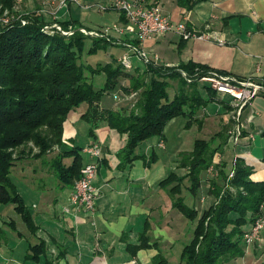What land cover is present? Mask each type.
Masks as SVG:
<instances>
[{
    "label": "crops",
    "instance_id": "crops-1",
    "mask_svg": "<svg viewBox=\"0 0 264 264\" xmlns=\"http://www.w3.org/2000/svg\"><path fill=\"white\" fill-rule=\"evenodd\" d=\"M111 2L15 0L13 10L41 16L47 24L73 23L89 31H106L114 39L136 42L157 66L178 68L198 63L238 78L257 81L264 77V0H190L185 4L179 0H145L147 4H158L173 22H183L189 30L208 33L211 37L184 40L179 34L168 32L143 42L115 31L121 24L120 12L108 7ZM115 49L111 54L118 60L125 49ZM108 54L103 56V62ZM142 65L141 60L132 58V66ZM117 94L121 101L113 98L115 93L107 94L101 107L117 109L135 99L132 94ZM227 96L215 93L190 123L188 116L169 120L162 137L148 138L135 148L132 162L120 155L127 142L126 134L99 122L93 129V140L88 134L89 126L82 120L87 108L81 106L72 111L64 125L63 146H80L79 139L85 137V144L98 143L103 153L94 179V185L100 189L95 213L91 216L68 206L71 188H62L50 167V159L60 151L57 147L43 159L18 162L11 179L31 217L33 229L24 224L13 205H0V264H151L159 252L167 263H179L187 223L172 207L170 187L163 188L160 183L172 174L179 179L173 183L180 186L178 196L187 205L198 209L209 205L212 198L207 195L206 181L201 182L199 198L188 194L190 181L186 169L180 167V155L191 152L196 139H206L204 131L212 136L213 145L227 139V130L232 125L231 98L228 96L227 100ZM258 96L261 100L256 96L242 112L240 145L233 150L225 144L214 157V162L222 160L228 167L235 158L241 159L253 168L250 178L255 182L264 180V95ZM172 125L175 128L167 135ZM250 134H255L253 140L249 139ZM160 141L163 147H159ZM82 154L87 162L83 150ZM70 161L65 159L64 163ZM66 207L69 211H65ZM262 211L264 216V208ZM143 234L149 246L133 257L127 246L137 245ZM39 242L44 243L45 253L37 261L26 260L30 247Z\"/></svg>",
    "mask_w": 264,
    "mask_h": 264
},
{
    "label": "trees",
    "instance_id": "trees-1",
    "mask_svg": "<svg viewBox=\"0 0 264 264\" xmlns=\"http://www.w3.org/2000/svg\"><path fill=\"white\" fill-rule=\"evenodd\" d=\"M189 1L179 0L181 4ZM14 5L15 0H0V12L8 10L12 17L6 25L0 22V205H13L32 230L31 217L11 179L13 168L24 160L43 159L57 147L60 151L50 159L52 174L62 188L72 189L86 163L83 148L63 146L64 125L72 111L87 108L82 120L89 126L93 140V129L99 122L126 134L120 155L132 162L139 144L154 136L162 137L166 123L174 117L188 116L189 123L193 121L216 92L198 81L214 71L205 65L188 63L165 68L150 61L126 71L111 53L131 41L85 35L73 23L47 24L36 14H19L13 10ZM120 21V26L126 22L123 13ZM53 23L63 29L72 27L74 33L64 36L53 29L45 30ZM132 44L137 46L136 42ZM98 53H103L102 59L110 54L105 62L86 59ZM95 76L104 78L99 88L91 81ZM199 84L208 92V99L199 93ZM112 93L134 94L135 99L117 109L101 107L103 97ZM212 141L196 139L192 151L180 155V167L186 169L190 181L188 194L199 198L201 182L206 181L207 195L212 198L208 206L198 209L187 205L178 196L180 186L173 183L179 179L172 174L160 183L163 188L170 187L172 207L192 224L191 238L184 244L177 264H232L245 256V234L258 218L264 217V180H251L253 168L239 158L229 167L222 160L214 162L227 139L218 145ZM65 159L70 163L65 164ZM148 241L143 234L137 245L127 246L131 256L148 247ZM252 246L256 250L257 241ZM30 250L26 260L37 261L45 253V245L39 242ZM151 264L169 263L159 252Z\"/></svg>",
    "mask_w": 264,
    "mask_h": 264
},
{
    "label": "built area",
    "instance_id": "built-area-1",
    "mask_svg": "<svg viewBox=\"0 0 264 264\" xmlns=\"http://www.w3.org/2000/svg\"><path fill=\"white\" fill-rule=\"evenodd\" d=\"M78 2V0H73ZM110 9L123 13L126 22L122 26H117L115 31L120 34H129L134 36L139 42H143L157 34L173 32L179 34L182 39H202L208 40L211 36L208 33H197L189 30L183 22H173L156 3H146L145 0H112L108 6ZM105 9L104 6H100ZM3 18L0 19L2 25L9 23L10 13L5 10ZM25 24V21H22ZM53 29L61 35L70 36L74 33L72 27L63 29L59 24L53 23L51 26H45V30ZM78 30L90 36H109L106 31H89L85 28ZM224 44L223 41H219ZM124 53L118 59L122 68L126 71L132 68V58H137L144 63H149L147 53L139 46L132 43H123ZM157 58V56H155ZM155 58V59H156ZM186 77V74L182 72ZM190 82V79H186ZM199 82L206 83L213 91L219 94L230 96L229 103L232 125L227 130V144L235 150L241 142L243 136V124L241 116L244 108L258 95H264V77L257 81L251 79L238 78L236 76L221 74L210 71L198 78ZM132 97L134 94L131 95ZM116 101H121L117 94L113 96ZM252 118L249 117V120ZM249 139L253 140L255 134H250ZM159 147H163V142H159ZM87 156V162L80 170L79 179L75 181L68 198V206L75 211H83L93 216L95 213L96 201L100 196V189L94 185L95 175L103 157L101 146L98 143H92L83 148ZM209 170H212L210 167ZM232 173L230 174V176ZM69 207L65 211H69ZM94 224V222H92ZM264 232V217L258 218L249 231L245 234L247 246H252L254 241L260 239V234Z\"/></svg>",
    "mask_w": 264,
    "mask_h": 264
},
{
    "label": "rangeland",
    "instance_id": "rangeland-1",
    "mask_svg": "<svg viewBox=\"0 0 264 264\" xmlns=\"http://www.w3.org/2000/svg\"><path fill=\"white\" fill-rule=\"evenodd\" d=\"M101 6H103V5H101ZM5 11H3V12H0V19L1 18H3V13H4ZM113 51H117V49H113ZM102 54L103 53H98L97 55H91V56H86V59L89 61V62H103L102 61ZM85 59V60H86ZM86 60V61H87ZM90 77V76H89ZM99 78H101V81H100V79ZM91 81H93L92 83H93V85L96 87V88H99V87H101L102 85H103V83H104V78L102 77V76H95V79L94 80H91ZM101 82H102V84H101ZM123 83L124 84H126L127 83V81H123ZM201 91H200V94H201V96L206 100V99H208V94H207V92H206V90L205 89H200ZM171 93H172V91H171ZM258 97V99L257 100H261L260 98H262V97H260V96H257ZM256 97V98H257ZM227 100L229 99V97L227 96V97H225ZM111 100V99H110ZM109 100V101H110ZM212 102H214V101H212ZM214 104V103H213ZM173 128H175V127H173V125H172V127H171V129L168 131L167 130V135L169 134V133H171V130L173 129ZM205 133H207V138L206 139H210L212 136H208V132L207 131H204ZM190 133H191V135H194V129L192 130H190ZM173 136L174 135H176V132L175 133H173L172 134ZM199 138V137H198ZM79 144L78 145H80L79 147H81V148H84V147H86L87 146V144H85L86 143V138L85 137H83L81 140L79 139ZM13 171H15V170H13ZM204 194H206V190L204 191ZM206 202V201H205ZM204 205H205V203H204ZM186 223H187V229H186V231H187V236H186V240H185V242H184V244H186L188 241H189V239L191 238V230H192V224L190 223V222H187L186 221ZM261 238L259 239V240H257V249L255 250V248H253L254 246H249L248 248H247V251H246V254H245V256L243 257V258H240V259H236L235 261H233L232 262V264H264V232L263 233H261V236H260Z\"/></svg>",
    "mask_w": 264,
    "mask_h": 264
}]
</instances>
